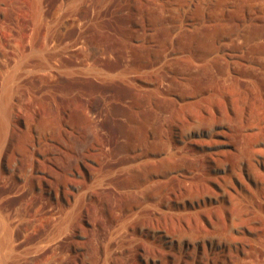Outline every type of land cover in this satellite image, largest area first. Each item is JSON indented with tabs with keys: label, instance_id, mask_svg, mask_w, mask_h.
I'll return each instance as SVG.
<instances>
[{
	"label": "rangeland",
	"instance_id": "1",
	"mask_svg": "<svg viewBox=\"0 0 264 264\" xmlns=\"http://www.w3.org/2000/svg\"><path fill=\"white\" fill-rule=\"evenodd\" d=\"M0 264H264V0H0Z\"/></svg>",
	"mask_w": 264,
	"mask_h": 264
}]
</instances>
